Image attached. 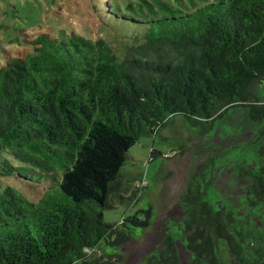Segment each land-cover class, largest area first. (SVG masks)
<instances>
[{
    "label": "trees",
    "instance_id": "obj_1",
    "mask_svg": "<svg viewBox=\"0 0 264 264\" xmlns=\"http://www.w3.org/2000/svg\"><path fill=\"white\" fill-rule=\"evenodd\" d=\"M94 6L122 51L62 29L0 65V264H118L104 245L149 227L152 208L118 223L104 209L129 149L177 116L209 152L139 264H182L178 243L188 264H264V0Z\"/></svg>",
    "mask_w": 264,
    "mask_h": 264
},
{
    "label": "rangeland",
    "instance_id": "obj_2",
    "mask_svg": "<svg viewBox=\"0 0 264 264\" xmlns=\"http://www.w3.org/2000/svg\"><path fill=\"white\" fill-rule=\"evenodd\" d=\"M125 5L127 0H119ZM95 0H0V65L13 56L24 57L31 51L30 38L41 32L50 35L75 32L85 37L105 38L116 51H122L123 40L114 24L104 22L95 10ZM110 24V25H109ZM20 39V41L17 40ZM211 139L198 133L177 116L156 133L143 135L128 152L120 171L110 206L104 209L105 219L118 223L123 216L139 209L152 208L151 225L139 229L125 243L105 250L118 254V264H139L163 237L167 218L181 216L180 198L190 174L207 156L205 141ZM213 139H219L214 137ZM156 150L154 157L151 153ZM5 186L8 178L1 177ZM11 179V178H10ZM223 180L227 184V174ZM14 183L13 180H10ZM48 182L24 187L28 196L37 198ZM182 264L190 254L178 243Z\"/></svg>",
    "mask_w": 264,
    "mask_h": 264
}]
</instances>
